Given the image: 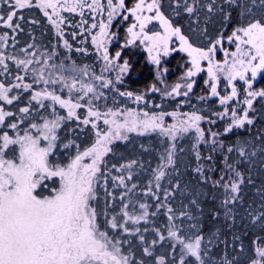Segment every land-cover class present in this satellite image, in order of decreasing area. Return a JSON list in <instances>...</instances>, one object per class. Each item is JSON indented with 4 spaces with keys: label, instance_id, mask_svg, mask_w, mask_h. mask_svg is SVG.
<instances>
[{
    "label": "snow or ice",
    "instance_id": "snow-or-ice-1",
    "mask_svg": "<svg viewBox=\"0 0 264 264\" xmlns=\"http://www.w3.org/2000/svg\"><path fill=\"white\" fill-rule=\"evenodd\" d=\"M5 5H8L9 11L5 14H0V23L11 29H20L19 20L22 16H18V10L30 8L33 6V0H0ZM108 6L111 9L108 14L109 24L112 17L116 14V9L124 8L125 0H119V3L113 5V0H107ZM36 4L41 9L45 10L44 15L51 20L47 9L51 8L54 12L57 8V3L54 0H36ZM257 0H208L207 3H200V0H174V7L172 8L174 14L179 16L181 9L189 16H194L195 23L199 24L198 8H205L207 12L206 19L211 20L213 17H219L220 23L226 28L232 24V16L234 11H238L239 16H248L245 23H237L231 34L225 36L223 29L220 34L212 38L207 26L199 28L201 35L207 38L208 47H196L190 40L188 35H185L182 27L173 23V21L165 15L161 10L162 6L160 0H151L150 3L145 5V0H139L138 3L131 9H127L134 17L137 23L132 24L128 29L131 39L127 41L128 44L133 43L137 38L141 39V43L147 42L148 52L150 59L157 65L160 64L161 53L167 56L170 51H176L175 48H169V41L176 37L179 41V51L185 52L191 58L192 67L184 74V79L194 77L198 72L203 71L201 68V61H207V72L209 80L205 84L210 87V94L219 97L221 105H226L234 97L238 95L237 87L233 81H245L248 88L252 87V80L255 79L258 73L264 72V14L256 18L253 13V7L256 6ZM101 7L99 0H92L91 4L87 7L93 8ZM259 5L264 10V0H259ZM77 6L83 7L84 0H75L70 11H76ZM171 6V5H170ZM145 7L148 12L154 13L151 16H143L141 13ZM95 9L93 8V11ZM127 19V17H125ZM156 20L159 21L163 28V33L153 32L149 35L145 32L147 23ZM36 23V21H33ZM56 24L55 20H52ZM108 24H100V35L107 34ZM139 27V31L135 29ZM93 27H96L93 24ZM59 30V25H57ZM62 35V33H61ZM225 39L229 43L235 44V51L228 52L224 50L225 59L223 62L214 61V56L219 47H222ZM6 41L5 36H0V42ZM65 47H70L68 42L65 41ZM93 43L97 44L98 48L103 47V42L98 41L93 37ZM21 49L20 51L25 54V58H17L16 56H9L7 59L14 60L16 65L23 69L25 74L29 72V66L41 64L40 60H36L35 53H29L28 49ZM154 53V54H153ZM121 53L116 52L115 56L110 58L108 49L104 48L103 60L105 65L102 69V74L94 76V78L101 82V88H108L110 85L114 87L111 79H106L103 72L112 68H118L119 73L127 71L128 62L124 61L123 65L114 64L113 61L120 57ZM5 56L0 52V66H3L5 72L8 71V65L5 63ZM52 59L49 55L43 60V65L47 66L48 61ZM39 69L36 67L31 68L33 74V83H22L24 76H17V83L11 87L0 83V101L6 102L7 105H12L14 101L19 100V95H9L13 88L30 90L33 88L34 83H43L45 87L40 91H33L30 96L29 104L36 101L39 108H45L44 100L50 99L54 104H59L62 108H66L67 118L73 117L79 119L77 109L84 107L80 102L85 97L90 98L87 100V116L83 119L84 125H89L95 129L97 127L96 120L102 116H111L113 119H104V124L111 125L107 132L101 133L97 131V140L95 144L87 148L83 152H78L74 159L71 160L66 166L53 164L49 161V155L56 148V129L60 127L61 121L65 119L62 116H56L55 119L42 118L40 123H30L28 128L23 130L20 134L18 130L19 123L23 122V117L18 122H7V118L15 119V114L11 111H6L4 105H0V125L6 129L15 130V135H10L7 130H0V264H146L144 260H136L135 254L129 248L122 250L121 241L110 238L107 231H101L97 224V210L92 206V201L96 199V194L93 188V180L96 174L100 171L99 163L103 156L111 151L107 147L113 139H127L126 135H121L120 130L126 129L127 132H140L141 134L149 131L159 130L162 134L176 139L177 133H187L189 130H194L196 133V142L193 145L194 156L197 161L196 167L193 169L203 182H211L214 187H221L225 191V196L221 200L220 208L223 209V215L230 221H235L233 214V205L243 202L241 195L242 186L247 179V183H253L250 176L245 177L244 173L236 166L237 162H231V154L234 151L238 153L239 157L246 161H251L252 157L257 155L255 150L246 152L245 147L237 148L235 145H225L222 137L232 133L235 128H244L245 125H252L255 117H250L249 112L254 111L253 101L257 97L264 98V90L260 91H246L244 103L246 107L243 109L242 114H238L236 109L231 110V119L224 127L223 132L212 131L211 128L205 129L201 127V122L205 119L209 124H214L215 120L210 117L193 112L185 114L187 119L180 120L178 124L165 126L163 123L164 113L159 115L153 114L149 116L147 112L143 113L144 118L138 119V113L128 111L123 113L124 122L118 123L114 119L118 113L108 109L107 112L101 113L99 110H94L93 100H98L103 93H97L96 87L91 83H82L80 77L89 75V70L77 69L75 66L65 67L63 63L60 65H51V68L60 73L53 77L50 72L48 78H45V67ZM167 71V69H165ZM69 73L64 75L63 73ZM251 73V79H246L247 74ZM217 73H224L227 77L228 84L231 85L230 95L221 96L218 91L217 84L219 77ZM94 75V74H93ZM120 75L116 76V80H120ZM195 81L186 83L184 87L187 91L181 92V85L177 83L171 88V91H165L166 96H188L189 92L193 89ZM61 85L62 88L68 89L69 93L77 90L83 95H78L76 102L71 99H64L56 94V91L49 90L48 85ZM80 87L77 89V85ZM154 92H159L160 89L155 85L150 89ZM120 95L133 97L134 93L126 92ZM135 101L140 102L145 99L143 94L135 95ZM199 99L203 100L205 97L201 96ZM33 111L37 109H31ZM19 113L29 114L30 107L19 108ZM54 112V110H53ZM176 116V113H172ZM218 118L223 119L229 115V109L226 107L223 112L215 113ZM131 118V119H129ZM115 129V130H113ZM35 130V135L33 131ZM41 141H45L44 146ZM205 143L211 146V152L215 153L219 149L222 153V160L227 169L221 168V175L218 179L211 180L208 172L213 171L211 164L207 170L202 161H213V155L202 156L199 151V144ZM12 146H18V154L13 158H8L9 151L15 152ZM68 147V145H65ZM182 151V150H181ZM264 152V148L261 149ZM84 157H91L90 164H82ZM166 161L162 166H158L155 170L156 174L154 179L157 181L156 188H160L159 181L166 175L164 168L172 167L174 171L178 172L176 149L173 144L167 150L166 156L163 157ZM136 161H131L127 167L131 169ZM53 177L59 178V187L51 189V195L41 196L37 194L38 188H46L45 181L52 180ZM227 177V178H226ZM120 184H125L123 176L118 177ZM128 179L131 180V172H129ZM126 187V185H125ZM136 187L135 184L132 185ZM176 188H179V181H177ZM257 191L264 192V188ZM152 193V189H148ZM155 195L154 193H152ZM173 193L165 191V197ZM158 199V197H157ZM264 200V197H262ZM190 204L200 208L198 202L193 199ZM158 207H165L163 204H158ZM124 205L122 215L118 219L117 215H113L107 221L108 226L113 229H119L122 233L128 235H136L142 245L143 254L152 257V247L158 242L163 241L165 236L160 233L159 229H154L157 233L158 240L147 242L145 236L141 234L139 227H129V222L133 225L139 224L141 220L147 221L149 212V205L141 203L139 208L141 210L139 215H132ZM261 209H264V204H261ZM168 224L167 236L175 240L182 247L180 249L181 255L176 264H190L186 257H194L196 264H234V259L228 258L225 251L220 257L219 262L211 256V249L208 247L212 243V238L208 237L207 240L202 232L193 233L192 236L185 237L182 233L183 225L178 226L175 223L176 216L174 210L167 207ZM155 215V213H152ZM180 216L194 219L190 215V209L185 205V210L179 213ZM213 218L221 215L219 210L212 213ZM252 223H260L264 227V210L255 213L249 212ZM196 224H192L191 228L196 229ZM148 229L145 228L144 232ZM239 237H235V241H239ZM127 243V241H125ZM227 248V242L225 241ZM243 248V245H240ZM254 255L249 258L248 264H264V237H257L253 241ZM155 264H167L165 256L155 258Z\"/></svg>",
    "mask_w": 264,
    "mask_h": 264
},
{
    "label": "trees",
    "instance_id": "trees-1",
    "mask_svg": "<svg viewBox=\"0 0 264 264\" xmlns=\"http://www.w3.org/2000/svg\"><path fill=\"white\" fill-rule=\"evenodd\" d=\"M134 1L125 0V6L128 7ZM182 2L183 0H181ZM188 2L192 3V0H188ZM207 2L208 0H200V3ZM217 2L219 3L220 0H217ZM160 3L162 6L161 10L165 15L174 24L182 27L184 34L189 36L196 47L206 48L209 46L207 38L201 35L199 28L207 26L208 33L212 38L218 36L221 29H223L226 36L231 33L237 23H245L248 19L247 15L241 17L238 11H234L232 24L225 28L220 23L219 17L207 20L206 9L198 8L199 24L197 25L195 23L196 18L189 16L182 9L179 16L174 14L172 10L175 6L174 0H160ZM7 11H9L8 5L0 2V14H5ZM44 11L36 4H33L30 8L18 10V16L23 17L22 20L18 21L20 29L14 30L0 23V36L6 37V41L0 42V52L4 53L5 63L8 65L7 72L3 70V66H0V83H4L9 87L21 83L16 80L17 76L25 77L22 83H33L31 68L36 67L39 69L44 66L42 62L49 55L52 56V59L48 61L47 66H44L45 78H48L50 72L53 77L60 74L53 70L51 65H60L61 63L65 67L75 66L77 69L86 67L89 70L88 76L80 77L81 82L91 83L96 87L98 94L103 93L100 99L93 100V105L100 103H103L105 107L118 104L125 105L131 98L126 95L122 96L120 93L137 92L153 81L152 68L147 64L144 56L138 51L129 54V50L126 51L125 49L121 53V60L127 59L129 72L124 82L118 84L116 88L113 86L101 88V82L94 78V76H99L101 73L99 57L90 38L84 32L86 30L81 27L78 15L69 12L65 13L64 23L66 25L59 22L57 24L59 25L58 30L57 25L53 24L44 15ZM253 13L256 18L264 14V10L259 5V0H257L256 6L253 7ZM33 21H36V23H33ZM65 41L68 42L70 47H65ZM28 45L33 46L28 49V52L35 53L34 59L40 60L41 64L34 63L30 65L28 74H25L14 60L7 59V57L25 58V54L20 50L28 48ZM178 55V53L174 54L167 61L168 68H177L179 70ZM63 74L69 75L67 72ZM44 87L45 85L41 82L34 83L33 88L30 90L13 88L9 95H19V100L14 101L12 105H7L6 102L0 101V105H4L6 111H11L15 114V119L7 118V122H18L23 117V122L19 123L18 127L20 133H23V130L28 128L30 123L42 122V118L55 119L57 115L65 117L61 121L60 127L56 129L58 139L56 148L49 155V161L60 166L66 165L77 152L92 145L95 141L96 133L90 125L83 124L81 121L82 115H79V119H68L62 108L56 105L51 106L47 100L43 101L46 107L42 109L39 108L36 101H32L30 105L29 101L32 92L40 91ZM47 87L48 89H54L56 94L62 97L69 96L75 100L78 95H83L77 90L69 93L68 89L62 88L59 84L48 85ZM79 87L80 85L78 84L77 89ZM255 87L264 90V75L256 81ZM90 96L85 97L80 102H87ZM142 103L144 102H139V104ZM26 106L30 107V113L27 115L19 113V108ZM31 109L37 110L33 111ZM151 109L157 111L181 109L202 113L207 112L206 108L201 107L200 102H195L194 100L186 103L182 99L157 97L153 99ZM253 109L255 120L252 125H246L242 129H234L232 133L222 137L226 146L245 147L246 152L255 150L257 155L252 157L251 161H246L239 157L235 151L227 154L222 153L218 149L217 152L212 153L209 144L200 143L198 146L202 156L211 154L214 157L213 161H202L206 170L210 164L214 169L208 172L211 180L219 178L221 168H224L225 173H227L222 160V155L227 154L231 157V162L242 161L237 163L236 166L244 173L245 177L250 176L253 181V183L249 184L247 179L245 180L241 192L243 202L232 206L233 214L235 215L234 222L228 220L223 215V209L220 208L221 200L225 196L224 189L214 187L210 181H201L199 175L193 171L197 161L193 149L196 137L192 134L181 136L174 141L178 172L174 171L172 167L164 168L166 175L159 181L160 188H156L155 170L166 162L163 157L166 156V152L169 150V144L163 136L157 133H149L132 135L122 142H116L112 145L111 151L104 157L100 174L94 187L96 199L92 201V206L96 208L98 213L97 224L100 230L107 231L110 238L120 240L122 250H125V252L131 248L136 260H144L146 264H155L156 257L165 256L167 264H176L180 258L182 246L167 236V224L169 222L167 207L170 206L176 216L175 223L178 226L183 225L182 233L185 237L192 236L198 230L205 235L206 240L208 237L212 238V243L208 247L211 249V256L217 262H219L220 257L226 251L228 258L234 259V264H248L249 258L254 255L253 241L257 237H264V227L258 222L252 223L249 216V212L255 213L264 210L260 207L261 204H264V200H262L264 192L257 191L264 188V152H261V149L264 148V98L257 97L253 101ZM223 126L224 123L219 122L217 124V132L223 131ZM0 130H7L10 135H15V130L6 129L2 125H0ZM65 145H68V147H65ZM12 148L14 149L15 147L12 146ZM10 153L13 152L9 151L8 154ZM131 161H136L131 169L121 167ZM129 172H131V180L128 179ZM121 176L125 178V184L123 185L120 184L118 179ZM177 181H179V188L175 187ZM133 184L136 185L135 188L132 187ZM149 188L152 189V193L155 195L148 192ZM165 191L173 194L165 197ZM193 199L198 202L199 210L190 204ZM141 203L149 205L148 219L147 221L141 220L137 225L129 222V227H139L147 242L158 240L154 229H159L160 233L165 236L163 241H158L152 247V257L143 254L142 247L146 245H142L136 235L122 233L119 229L113 230L107 224V221L113 215H117L118 219H120L124 205L128 206L126 210L130 214L139 215L141 212L139 205ZM158 204H163L165 207H158ZM185 205L189 207L190 215L194 219L179 215L181 211L185 210ZM216 210H219L221 215L213 218L212 213ZM152 213H155V215H152ZM192 224H196V229L191 228ZM145 228L148 229L147 232H144ZM235 237H239V241H235ZM225 241L227 242V248L225 247ZM241 244L243 245L242 249L240 248ZM186 259L190 264H196L194 257H186Z\"/></svg>",
    "mask_w": 264,
    "mask_h": 264
},
{
    "label": "rangeland",
    "instance_id": "rangeland-1",
    "mask_svg": "<svg viewBox=\"0 0 264 264\" xmlns=\"http://www.w3.org/2000/svg\"><path fill=\"white\" fill-rule=\"evenodd\" d=\"M54 2L57 3V8L55 12L49 8L47 9L49 15L51 16V21L55 20L56 25L63 23L66 25L65 22V13L69 12L72 14L78 15V19L81 22V27H83L86 31L85 34L87 37L90 38L94 49L97 51L99 61H100V71L102 73V69L105 65V61L103 60V51L104 48L108 49V54L109 57L112 58L115 56L116 52L122 53L123 50L126 49L129 50V54L132 52L138 51L140 52L144 58L145 61L147 62L148 65L151 66L152 71H153V81L148 84L145 88L140 89L139 91H134V94L139 95L143 94L145 99L142 101L144 103L139 104V103H134L133 99L131 98L129 102L125 103V105H109L107 107L103 106V103L100 104H95L94 105V110H99L101 113L107 112L108 109H111L112 111H115L118 113V115L114 118L118 123H123L124 122V115L123 113H126L128 111H132L134 113H138L139 116L137 117L138 119H143V113L147 112L149 116L156 114L159 115L160 113H164V120L163 123L165 126L172 125V124H178L180 120H186L187 117L185 114H191L195 111H186V110H181V109H176V110H169V111H157V110H152V101L155 97L157 98H163V99H182L186 103H189L190 101L194 100L195 102H200L202 108H206L207 110L206 113L202 112H197L198 114H201L205 116L206 118L210 117L212 120H215L214 124H209L208 120L205 119L204 121L201 122V127L208 129L211 128L212 131L217 132V124L219 122H223L224 127L227 125V123L231 119V110L234 108L236 109L238 114H242L243 109L246 107V104L244 103L245 97H246V91H260V88L255 87L256 81L261 78L264 75V72L258 73L255 79L252 80V87L251 89L248 88V85L245 83V81L237 80L233 81L235 86L237 87L238 95L234 97L231 101H229L226 105H221L219 102V97L212 96L210 94V87L209 85L205 84L206 80H209L208 72H207V67L208 63L207 61H201V68L203 71L198 72L194 77H191L190 79H184V74L187 72L189 68L192 67L191 65V58L188 56L187 53L179 51V41L176 37H173L169 41V48H175L177 49L176 51H170L167 56H164L162 53L160 55V64L157 65L155 64L149 57V52H148V44L147 42L141 43V39L137 38L133 43L128 44L127 41L131 39L130 34L128 33L127 29L134 23H137L135 20V17L127 11V9H131L135 6L136 3L139 2V0H135L131 5L128 7L124 6V8H118L116 9V14L112 17L111 23L109 24V19H108V14L111 9L108 6L107 0H99V3L101 7L97 8L95 5H93V8L95 9L93 11V8L87 7L88 4L92 3V0H84V6L80 7L77 6L76 11H70L69 9L73 6L75 0H54ZM151 0H145V5L147 3H150ZM119 3V0H113V5H116ZM33 4H36V0H33ZM37 5V4H36ZM154 13L148 12L147 8L145 7L144 11L141 13L143 16H151ZM127 17V19H125ZM108 24L107 28V34L104 36L100 35V24ZM93 24L96 25V27H93ZM81 30V29H80ZM136 31H139V27L135 29ZM82 31V30H81ZM145 32H147L149 35H151L153 32H161L163 33V28L160 25L159 21L153 20L149 23L146 24L145 26ZM231 34V33H230ZM229 35V34H228ZM96 37L98 41L103 42V47L98 48L97 44L93 43V37ZM227 36V35H226ZM227 50L228 52L235 51V44L229 43L226 39L222 45V47H219L217 49V52L214 56V61H220L223 62L225 59L224 56V50ZM178 53V62H179V70L177 68H168L167 66V61L174 55ZM154 54V53H153ZM129 57V55H128ZM124 61H127V59H122L121 60V55L117 60H114L113 63L117 65H123ZM110 70L107 72H103V75L105 76L106 79H111L114 84V88L117 87L118 84H122L124 82V79L126 78V75L129 72V64L127 71L124 73H119L118 68H112L109 66ZM167 69V71H165ZM100 73V75H101ZM120 75V80H116V76ZM219 77V81L217 84L218 91L220 92L221 96H226L230 95L231 93V85L228 84L227 77L224 73H217ZM246 79H251V73L249 72L247 74ZM195 81L193 85V89L191 92H189L188 96L185 97L183 95L180 96H166L164 95L165 91H171V88L175 86L177 83L181 85V92L187 91V89L184 87L186 83ZM155 85L157 88L160 89L159 92H154L151 91L150 89L152 86ZM112 86V85H110ZM53 90V89H49ZM59 95V94H57ZM201 96L205 97V99L201 100L199 99ZM62 97V96H61ZM64 99H71L73 102H76L75 99L72 97H62ZM87 99V98H86ZM51 106L56 105L60 108H62L59 104H54L50 99H46ZM44 100V101H46ZM84 107L77 109V115H82L81 121L87 116V107L89 105L87 104L86 101L82 103ZM146 104V105H144ZM229 109V115L224 117L223 119L218 118L215 113H220L223 112L225 108ZM65 114H67L68 110L66 108H62ZM176 113L177 115L174 117L171 114ZM250 117L254 116L253 111L249 112ZM75 118V117H73ZM77 119V118H75ZM104 119H113V117L108 116L104 117L102 116L99 120H96L97 127L94 129L91 124H89L97 133V131L104 133L107 132L111 125H106L104 124ZM131 119V118H129ZM246 126V125H245ZM235 129H242V128H235ZM115 130V129H113ZM33 131V135H35V130ZM121 135H126L127 137H130L132 135H145L149 133H157L160 136H163L166 141L169 144V149L172 147L174 141L178 139L181 136L187 135V134H192L194 137H196V133L194 130H189L187 133H177L176 139L172 140L171 137L162 134L159 130L156 131H149L147 133L141 134L140 132H127L126 129H121L120 130ZM221 133L223 131H220ZM21 135L23 133H20ZM196 139V138H195ZM97 140V136L95 138V141L92 143L87 148L92 147ZM125 139H113L110 144L107 145L108 148L111 149L112 145L115 144L116 142H122ZM46 144L45 141H41V145L44 146ZM205 144V143H202ZM15 152L8 154V158H13L14 155L18 154V146H14ZM87 148L79 151L83 152ZM54 150V149H53ZM78 153V152H77ZM77 153L73 156L72 159L75 158ZM107 152L101 162L99 163V168L101 169V164L104 159V157L108 154ZM71 159V160H72ZM92 161L91 157H84L82 160V164H90ZM71 162V161H70ZM69 162V163H70ZM67 165V164H66ZM66 165H61L66 166ZM100 174V171L96 174V177L93 180V188L95 187L96 180L98 175ZM59 178L58 177H53L52 180L45 181V184L47 185L46 188H38L37 189V194L41 196H48L51 195V189L52 188H58L59 187Z\"/></svg>",
    "mask_w": 264,
    "mask_h": 264
},
{
    "label": "water",
    "instance_id": "water-1",
    "mask_svg": "<svg viewBox=\"0 0 264 264\" xmlns=\"http://www.w3.org/2000/svg\"><path fill=\"white\" fill-rule=\"evenodd\" d=\"M136 94H134V96H135ZM134 96L133 97H128V98H132L133 99V101H134V103H139V102H137V101H135V99H134ZM140 102H142V101H140Z\"/></svg>",
    "mask_w": 264,
    "mask_h": 264
}]
</instances>
